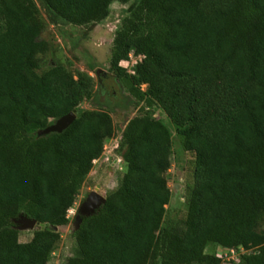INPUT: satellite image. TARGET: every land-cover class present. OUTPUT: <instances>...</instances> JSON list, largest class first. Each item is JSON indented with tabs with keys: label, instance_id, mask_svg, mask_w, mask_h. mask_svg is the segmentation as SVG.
I'll return each mask as SVG.
<instances>
[{
	"label": "trees",
	"instance_id": "16d2710c",
	"mask_svg": "<svg viewBox=\"0 0 264 264\" xmlns=\"http://www.w3.org/2000/svg\"><path fill=\"white\" fill-rule=\"evenodd\" d=\"M49 22L98 24L114 2L39 0ZM46 20L34 0H5L0 18V264H48L57 229L113 136L110 113L82 109L94 99L89 75L58 61L38 72ZM142 59L129 73L130 55ZM109 72L143 104L118 152L117 188L73 233L65 264H264V0H136L120 22ZM145 86V90L141 87ZM194 155L193 184L179 224L165 222L172 193L173 134ZM76 112L61 133L37 136ZM35 219L19 241L14 220ZM216 247L235 250L227 261ZM241 252V253H240Z\"/></svg>",
	"mask_w": 264,
	"mask_h": 264
},
{
	"label": "rangeland",
	"instance_id": "374dc122",
	"mask_svg": "<svg viewBox=\"0 0 264 264\" xmlns=\"http://www.w3.org/2000/svg\"><path fill=\"white\" fill-rule=\"evenodd\" d=\"M34 1L47 23L41 38L49 43V51L39 56L40 67L38 72L46 69L48 64H54L53 61L56 60L75 79L79 72L89 75L94 83L95 96L93 100H84L80 107L82 109L108 111L114 125L113 136L105 142L102 156L94 162L92 171L78 192L75 205L68 213L69 223L65 227L57 229L61 239L48 264H65L76 253L73 233L76 230L75 217L78 208L87 195L95 191L97 187H99L98 193L104 198L117 188L125 172V164L121 153L118 152L122 132L129 120L142 114L140 109L143 104L137 106L128 104L125 98L127 93L109 72L110 49L115 31L119 27L122 18L127 15L130 5L135 3L136 0H131L126 5L114 2L111 5L109 16L104 21L86 26H74L64 23L53 24L47 19L39 0ZM4 4L5 0H0V18L3 17ZM141 59V57H135L131 54L128 61L121 62L120 66L129 73H133V67ZM99 83L104 87H99ZM145 88V86L141 87L142 90H145ZM150 113L154 118L162 120L173 134L171 167L166 173L172 197L170 204L166 206L165 222L172 225L179 224L185 217L186 198L188 190L193 184L194 155L182 151L173 124L158 106H154ZM37 136L45 135L39 131ZM18 231L19 241L22 243L29 242L34 236V230L18 229ZM230 251L216 247V252L219 255L227 256V261H237L239 254L235 252V255H232Z\"/></svg>",
	"mask_w": 264,
	"mask_h": 264
},
{
	"label": "water",
	"instance_id": "95a60500",
	"mask_svg": "<svg viewBox=\"0 0 264 264\" xmlns=\"http://www.w3.org/2000/svg\"><path fill=\"white\" fill-rule=\"evenodd\" d=\"M75 118L76 112H71L57 119L52 125L48 126L41 132L43 135L50 133H61L72 124ZM98 190L99 187H97L95 191L90 192L78 208L75 217L76 228L79 227L83 217H90L105 203L106 198L101 196L98 193ZM14 223L17 225V229L20 230H34V228L39 225L35 219H31L26 216H19L18 219L14 220ZM39 226L41 229L43 228L42 225Z\"/></svg>",
	"mask_w": 264,
	"mask_h": 264
},
{
	"label": "built area",
	"instance_id": "2783aa9c",
	"mask_svg": "<svg viewBox=\"0 0 264 264\" xmlns=\"http://www.w3.org/2000/svg\"><path fill=\"white\" fill-rule=\"evenodd\" d=\"M230 253H231L232 255H235V250H231ZM223 256H224V255H223ZM224 257L226 258L227 256H224Z\"/></svg>",
	"mask_w": 264,
	"mask_h": 264
},
{
	"label": "flooded vegetation",
	"instance_id": "af4514ba",
	"mask_svg": "<svg viewBox=\"0 0 264 264\" xmlns=\"http://www.w3.org/2000/svg\"><path fill=\"white\" fill-rule=\"evenodd\" d=\"M99 87L103 88L104 86L101 83H99Z\"/></svg>",
	"mask_w": 264,
	"mask_h": 264
}]
</instances>
